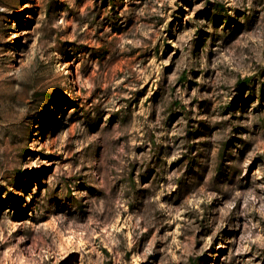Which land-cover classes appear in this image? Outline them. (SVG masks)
<instances>
[{
  "label": "rangeland",
  "instance_id": "rangeland-1",
  "mask_svg": "<svg viewBox=\"0 0 264 264\" xmlns=\"http://www.w3.org/2000/svg\"><path fill=\"white\" fill-rule=\"evenodd\" d=\"M0 264H264V0H0Z\"/></svg>",
  "mask_w": 264,
  "mask_h": 264
}]
</instances>
